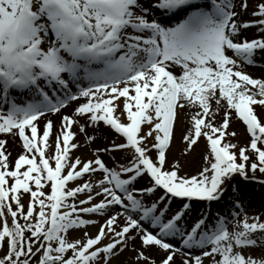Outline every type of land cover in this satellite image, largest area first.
Returning a JSON list of instances; mask_svg holds the SVG:
<instances>
[{"label":"snow or ice","instance_id":"snow-or-ice-1","mask_svg":"<svg viewBox=\"0 0 264 264\" xmlns=\"http://www.w3.org/2000/svg\"><path fill=\"white\" fill-rule=\"evenodd\" d=\"M257 56L264 0H0V264H264V212L236 221L264 174ZM182 113L196 175L169 160Z\"/></svg>","mask_w":264,"mask_h":264},{"label":"rangeland","instance_id":"rangeland-1","mask_svg":"<svg viewBox=\"0 0 264 264\" xmlns=\"http://www.w3.org/2000/svg\"><path fill=\"white\" fill-rule=\"evenodd\" d=\"M254 2V0H252ZM247 36H252L253 34L257 33V29L253 28L250 29L247 32ZM261 60H263L264 57H260ZM256 62V61H254ZM253 65H256L255 63ZM251 67H254L252 65L247 66V69H250ZM249 72V71H248ZM250 73V72H249ZM258 78V77H255ZM262 78V77H261ZM261 114H264V109H260ZM222 113L217 116L216 122L217 124L221 123L222 121ZM246 126L242 121H240L235 115L233 116V123L230 126V130L238 131L240 134L238 138L234 141L236 143H246L249 140V135L245 132ZM192 131V127L189 123V114L188 113H182L181 114V124L179 128L176 130L175 133V144L171 148V154L169 156V160L172 158L179 159L181 161V164L184 168V173L188 175H196L199 173V171L202 170L204 166H206V155L208 151V141L202 137L201 142L199 143L198 147H196L195 151L190 155H184L181 152V149H183L184 145L181 143V136L186 133ZM79 142L82 143L81 149L77 150L75 155L80 157H91L92 150L89 147H85L83 145V138H79ZM54 154L53 151L50 150L49 157ZM13 164L15 163V158L11 157ZM239 179V178H238ZM260 180H264V174L257 173L255 178L249 180V181H243L241 180L240 184L247 189L248 192L252 193V195L248 198H251L255 200L256 204L250 205L248 209L252 210H246L243 213L239 214L238 217H241L244 214H260L264 212V199L260 200V197H264V185H261L259 183ZM27 202V201H26ZM256 205V206H255ZM263 210V211H262ZM249 215V216H250ZM236 217V221L238 222L240 218ZM264 218V217H261ZM3 221L0 220V226H2ZM9 223H11V217H9ZM229 229L231 230L232 225H228ZM92 234H95L97 229L95 227H89L88 229ZM74 236L82 235V232H75L73 233ZM132 254L128 253L127 257H130ZM122 259H126L122 258ZM114 264H119V261H115ZM205 264H208V261L205 260Z\"/></svg>","mask_w":264,"mask_h":264},{"label":"bare ground","instance_id":"bare-ground-1","mask_svg":"<svg viewBox=\"0 0 264 264\" xmlns=\"http://www.w3.org/2000/svg\"><path fill=\"white\" fill-rule=\"evenodd\" d=\"M248 33H246V35H247ZM260 63H262L261 64V66H259V65H256V66H254V67H251L250 69H247L249 72H250V74H252L253 76H254V78L255 77H258V78H264V60H261L260 61ZM178 70V69H177ZM79 102H81V101H77V102H75V103H79ZM75 106V104H73L72 105V107H74ZM68 111H71V107L68 109ZM59 121V118L57 117L56 118V122H57V125H58V122ZM41 126H43V121H41ZM59 126V125H58ZM8 139H9V141H10V143H9V150L11 151V153H12V157L13 158H15V160L18 158V156L22 153V149H21V147H20V144H21V142H20V140L19 139H15L14 140V142H13V138L12 137H8ZM241 183V182H240ZM239 187H241V188H243V189H245L246 191H247V189L246 188H244L241 184H239ZM261 199H264V197H260V200ZM241 204H242V212L241 213H243L244 211H246V210H252V209H248V207L250 206V205H254V204H256V202H255V200H253V199H251V198H248V197H246L245 199H243L242 201H241ZM248 206V207H247ZM256 206V205H255ZM263 211V210H262ZM241 213H239V214H241ZM238 214V215H239ZM238 215H237V217H238ZM248 215H250V214H248ZM238 218H241V217H238Z\"/></svg>","mask_w":264,"mask_h":264}]
</instances>
